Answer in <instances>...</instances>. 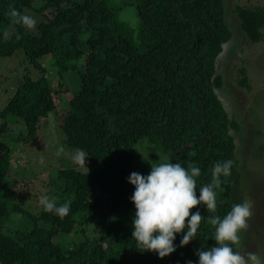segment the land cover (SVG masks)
<instances>
[{
	"label": "trees",
	"instance_id": "1",
	"mask_svg": "<svg viewBox=\"0 0 264 264\" xmlns=\"http://www.w3.org/2000/svg\"><path fill=\"white\" fill-rule=\"evenodd\" d=\"M133 1L136 37L117 19L121 6L110 0H0V57L22 51L42 73L36 79L25 76L16 87L1 111L0 135L11 115L24 121L33 141L42 120L61 107L66 109L59 125L63 143L88 154L86 170L62 166L58 185L50 183L58 203L71 201L69 214L60 218L41 208L31 213L16 201L19 188L9 179L11 150L0 141V264H196V251L215 244L207 220L188 245L180 247L183 233L177 235V250L163 259L143 251L132 237L135 208L127 178L134 172V147L140 141L180 153L169 159L172 163L199 166L197 197L199 188L211 182L213 164L233 161L230 176L217 190L215 213L198 205L190 214L199 210L202 218H223L243 201L234 137L239 123L217 92L223 87L218 60L232 38L224 0ZM13 8L41 20L32 29L23 27L14 23ZM234 13L246 41L262 42L264 7L236 5ZM79 56L81 68L75 63ZM44 57L58 73L76 70L78 88L68 100L59 95L67 85L52 86L46 76ZM246 73L239 67L237 84L250 90ZM16 179L20 184L27 180ZM13 213L23 214L30 227L8 223ZM96 217L98 234L68 247L54 241Z\"/></svg>",
	"mask_w": 264,
	"mask_h": 264
},
{
	"label": "rangeland",
	"instance_id": "2",
	"mask_svg": "<svg viewBox=\"0 0 264 264\" xmlns=\"http://www.w3.org/2000/svg\"><path fill=\"white\" fill-rule=\"evenodd\" d=\"M110 2L112 6H121L117 19L136 37L139 20L134 1L110 0ZM236 5L264 7V0H224L226 20L232 31V38L224 45L225 47L223 46L224 51L218 60L217 72L222 75L223 87L217 92L229 116L234 117L239 123V130L234 134L240 161L239 186L243 200L253 201V215L247 229L241 233L238 250L245 255L248 252H257L264 256V39L256 44L246 41L234 13ZM27 14L33 16L37 23L41 20L38 14L30 12ZM40 61L47 69L46 76L50 78L52 86H56L59 81L67 85V89L64 87L59 95L62 99L68 100L72 92L78 88L76 70L58 73L57 68L50 66V57H44ZM82 62L83 56H79L75 62L78 68H81ZM241 66L246 69L250 90L237 84L240 77L237 75V70ZM41 74L26 60L22 51H17L10 57H0V126L3 122L1 111L16 87L25 76L36 79ZM65 112L66 109L58 107L56 112H51L47 119H43L41 129L38 130L33 141L28 139L21 118L11 115L6 117V127L0 135V141L5 142L11 150L12 174H9V179L17 183H12L14 188H19L16 201L31 213L40 209L39 197L42 194L56 197L50 183L56 181L58 185V170L62 166L72 165L80 170H86L82 166L73 164L68 158L56 154L58 145H63L68 152L74 150L67 148L63 143V133L59 128ZM134 149L132 158L134 172L143 175L150 172L152 163L165 161L168 157L171 159L181 156L177 151H161L156 145L149 144L145 140L138 142ZM41 160L43 163H40ZM18 177L27 180L24 184H20L16 179ZM133 191L132 186L131 196ZM10 218L8 223H15L17 229L30 227L31 222L25 219L23 214L13 213ZM99 227L100 219L96 217L85 226L76 224L75 229L69 234L54 236V241L68 247L98 234Z\"/></svg>",
	"mask_w": 264,
	"mask_h": 264
},
{
	"label": "clouds",
	"instance_id": "3",
	"mask_svg": "<svg viewBox=\"0 0 264 264\" xmlns=\"http://www.w3.org/2000/svg\"><path fill=\"white\" fill-rule=\"evenodd\" d=\"M11 16L15 18L14 23L23 27L32 29L36 26L33 16L15 8L11 10ZM56 154L86 168L88 154L83 149L68 152L63 145H58ZM232 165L230 159L215 162L211 182L199 188L198 197L197 178L201 175V168L195 164L172 163L168 157L163 162L152 163L147 175L132 172L127 182L134 188L131 196L135 208L132 237L137 246L163 259L177 250V235L183 233L179 246L184 247L196 239L201 222L207 220L214 227L212 240L215 244L211 247L202 245V250L196 251V264H264V256L257 252L245 255L238 250L241 233L247 229L253 215L252 200L234 203L223 218L218 215L202 218L199 210L190 214V210L198 205L215 213L217 190L230 176ZM39 205L42 211L60 218L67 216L71 210V201L58 203L55 196L47 194L39 197Z\"/></svg>",
	"mask_w": 264,
	"mask_h": 264
}]
</instances>
